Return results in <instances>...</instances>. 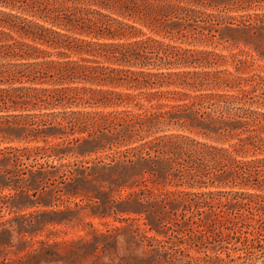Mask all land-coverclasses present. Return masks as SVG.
<instances>
[{"label": "trees", "instance_id": "obj_1", "mask_svg": "<svg viewBox=\"0 0 264 264\" xmlns=\"http://www.w3.org/2000/svg\"><path fill=\"white\" fill-rule=\"evenodd\" d=\"M214 37L236 50L189 45ZM68 50L88 55L71 58ZM257 59H264V0H0V75L55 83L0 78V109L17 97L114 106L61 119L80 133L108 124L81 135L99 143L93 151L116 147L108 164L161 170L189 187L216 185L168 192L162 206L179 227L194 224L197 236L203 214L212 215L227 229L217 234L264 259V68L253 70ZM225 63L234 70L218 67ZM2 116L9 126L16 114ZM58 146L53 154L62 153Z\"/></svg>", "mask_w": 264, "mask_h": 264}, {"label": "rangeland", "instance_id": "obj_2", "mask_svg": "<svg viewBox=\"0 0 264 264\" xmlns=\"http://www.w3.org/2000/svg\"><path fill=\"white\" fill-rule=\"evenodd\" d=\"M189 45L225 54L236 50L217 37L212 43ZM49 49L58 57L57 49ZM67 53L71 58L88 55L73 50ZM218 67L234 70L230 63ZM252 68L263 70L264 59H257ZM0 78L4 85L55 84L25 75ZM21 98L17 97L12 107L0 109V114H16L9 116V126L0 124V264H264L263 257L244 252L235 238L217 234L227 229L213 223L212 215L203 214L204 232L197 236L190 229L194 224L179 227L162 206L168 192L215 190L216 185L189 187L161 170L158 174L141 173L139 168L125 170L108 164L116 147L93 151L99 143L81 137L86 132L107 130L108 124L90 123L88 131L80 133L76 124L61 119L73 110H109L114 106L79 98L68 105ZM3 119L0 117V122ZM56 143L62 150L58 155L52 153ZM178 206L176 202L171 207ZM227 254L234 258L228 259Z\"/></svg>", "mask_w": 264, "mask_h": 264}]
</instances>
